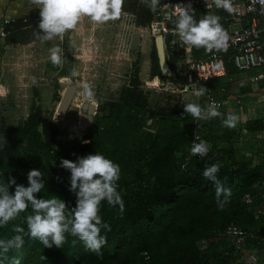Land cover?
I'll return each instance as SVG.
<instances>
[{"label": "trees", "instance_id": "trees-1", "mask_svg": "<svg viewBox=\"0 0 264 264\" xmlns=\"http://www.w3.org/2000/svg\"><path fill=\"white\" fill-rule=\"evenodd\" d=\"M130 8L138 25L150 24L154 13L140 0H131ZM39 13L40 10L18 18L7 13V17L0 16V53L8 45L40 41L33 35L39 30ZM4 19L10 20L4 23ZM178 59L176 52L166 59L170 69L175 68ZM138 62L132 63L134 69L118 97L99 104L92 123L81 131L64 134L57 121L43 118L39 104L32 105L27 116L15 125H6L0 114V183L14 177L17 184L27 187L28 172L39 169L45 184L35 194L37 198L57 197L71 210L77 197L69 190L71 173L60 167V161H77L99 153L120 166L118 191L125 202L123 214L106 201L101 204L102 220L111 226V231L101 230V235L107 237L102 255L86 251L79 240L73 246L71 241L76 238L70 235L62 248H45L26 235L23 248L9 252L7 260L0 258V264H11L13 257H21L20 264H244V251H261L264 213L257 217L254 213L264 208V165L253 164V155L247 159L236 154L240 131L224 127L220 118L196 121L171 95L164 104L151 105L149 91L141 85ZM256 72V68L240 71L229 63L226 76L200 84L220 100L235 98L238 93L264 95V76L255 88L249 79H244ZM58 73L60 77L67 76L63 68ZM149 74L162 81H186L177 73H162L153 42ZM172 100L176 104L172 105ZM199 103L207 105L203 99ZM219 111L225 116L229 113L221 108ZM242 127L250 132L262 131L264 121L250 119ZM200 140L211 145L205 157L193 156L190 151L192 144ZM251 152L262 154L261 149ZM213 164L221 165L218 178L232 189L230 202L223 210L217 206L214 185L202 175ZM14 191L15 185H11L9 192ZM246 193L253 195L250 203L243 201ZM29 214L31 208L0 227V239L15 235L14 226L23 227L27 233ZM229 222L253 236L241 243L225 238L223 232ZM202 241L206 242L204 248L200 247Z\"/></svg>", "mask_w": 264, "mask_h": 264}, {"label": "clouds", "instance_id": "clouds-1", "mask_svg": "<svg viewBox=\"0 0 264 264\" xmlns=\"http://www.w3.org/2000/svg\"><path fill=\"white\" fill-rule=\"evenodd\" d=\"M124 2L125 0H29L30 5L40 9L39 30L34 31L33 35L37 40L49 42L74 31L84 17L97 25L119 20ZM140 3L154 14L160 7V0H140ZM206 3L207 7L212 3L217 9H223L229 14L236 11L233 0H206ZM168 19L189 48H203L207 53L227 48L229 35L218 15H205L197 21L194 9L191 4H187L182 7L178 5ZM50 61L54 67L63 68L65 59L60 47L50 49ZM70 75L76 77L79 73L73 69ZM32 84H37L35 77H32ZM82 87V95L90 99L93 96L91 85L84 83ZM207 91L206 87H201L194 94L203 97ZM219 108L220 105L216 102L203 107L199 103H187L184 105V112L198 121L220 118L224 127L236 128L239 116L231 112L225 116ZM210 149L211 145L207 141L200 140L192 144L190 151L193 156L205 157ZM60 167L71 173L69 190L77 197L76 206L71 210L57 197L37 198L35 194L45 184L44 174L39 169L28 172L27 187L17 184L14 177H10L7 183H0V227L6 226L31 208V214L26 217L27 233L23 227L14 226L12 231L15 235L0 239V258L7 260L9 252H19L25 244L26 235L40 241L45 248H62L70 235L76 238L71 241L73 246L79 240L86 251L102 255L101 250L107 244V237L101 235V230L111 231V226L102 220L101 204L106 201L109 206L118 207L121 214L125 209L117 183L121 175L120 166L104 155L95 153L79 157L77 161L61 159ZM220 168V164H213L206 167L202 175L214 185L217 206L223 210L230 202L232 189L218 178ZM11 185H15L14 193L9 192ZM20 260L21 257H13L11 264H20Z\"/></svg>", "mask_w": 264, "mask_h": 264}, {"label": "rangeland", "instance_id": "rangeland-1", "mask_svg": "<svg viewBox=\"0 0 264 264\" xmlns=\"http://www.w3.org/2000/svg\"><path fill=\"white\" fill-rule=\"evenodd\" d=\"M0 5H3L2 7L4 8V10H0V16L2 14L4 16L7 13L11 18H18L27 13L38 12L40 10L30 5L29 0H0ZM123 17L121 16L116 21H109V26H105V29L100 30V35L96 36L97 38L95 36L88 37L86 39L88 49L81 46L83 36L77 35V28L74 31L67 32L62 38L49 42H32L28 45L4 47L2 53H0V83L4 86L9 85V87L6 86L9 89L8 94H0V114L5 124L9 126L17 124L18 121L27 116L32 105L39 104L43 118L45 120L51 119L57 121L64 134H73L76 131H81L86 128L81 127L79 124L81 103L84 101L92 102L96 112L99 104L102 102L116 99L121 86L128 82L134 69L132 63L136 60L139 61L138 68L141 85H143V88H147L145 90L149 91L151 105H154L156 102L164 104L165 94L162 93V86L159 87L158 83L155 82L150 81L146 83L145 81L150 79V51L154 39V36L149 31V27H139L137 31H133L135 33L132 32L130 52L129 47L127 51L129 54H119L117 56L118 60H121L119 64L114 61L116 54L114 50H117V36L121 31L119 24L125 22ZM1 20L3 19L1 18ZM128 26L130 27L131 24L128 23ZM134 28L135 25L132 24V29ZM0 30H2L1 24ZM68 40L70 41V45H68ZM52 47L61 48V54L65 59L63 69L67 72V76L60 77L58 70L61 68L52 65L50 61V49ZM179 66L180 63L176 64L175 68L168 69L163 73H177L180 76L177 71ZM73 69L79 73L78 76L72 77L70 75ZM241 76H244V74H241ZM32 77L36 78V85L32 84ZM244 79L247 80L248 78ZM84 83L91 85L93 90V96L90 99L82 95ZM69 84H76L77 87L66 113L60 114L57 111V106L62 92ZM235 90L238 91L237 88ZM2 91H5V89L3 88ZM170 94L172 97L179 99L178 102L180 101L179 103L182 106L187 103H199L202 100V97H197L193 92H182L180 95H175V93ZM238 94L235 97L236 102L234 101L235 103H233V99L231 98L227 102L229 104L225 105L226 107H223L222 110H228L229 113H235L239 116V123L235 129L241 131V125H243L244 120H250L255 116L250 107L256 103V100L251 97L248 99L242 98ZM240 99L243 104L246 103L245 105L249 106L247 109H244V105L242 108L239 107L241 106ZM176 102L172 100L170 103L174 105ZM258 102L261 103V100L259 99ZM260 110L264 112L262 103L259 104ZM147 124H149V121H147ZM242 134L240 133L241 137L243 136ZM261 136L263 138L260 137L257 142L253 141L251 135H246V137L239 139L236 154L239 157L246 156L244 158L248 159L252 155L250 150L255 151L260 148L264 152V133H261ZM244 147L247 149L245 148L244 150ZM253 158V163L262 161L264 165V154L258 155V157L253 156ZM205 246L206 242L202 241L200 247L204 248ZM253 250L244 251L243 255L246 258L242 262L244 264H256L257 262L258 264H264V245L261 251L259 249ZM255 253L259 255V259L253 261L250 254L255 255ZM247 254L250 255V259L247 257Z\"/></svg>", "mask_w": 264, "mask_h": 264}, {"label": "built area", "instance_id": "built-area-1", "mask_svg": "<svg viewBox=\"0 0 264 264\" xmlns=\"http://www.w3.org/2000/svg\"><path fill=\"white\" fill-rule=\"evenodd\" d=\"M191 4L194 9L195 19L199 21L205 15L220 16V23L229 35L226 49L213 50L207 53L203 48H189L183 43L174 24L168 19L176 11L177 6ZM233 6L236 11L232 14L217 9L214 4L209 3L207 7L206 0H160L158 11L153 14L149 24L150 32L154 37L160 36L163 42L165 58L172 54H178L180 63L178 69L179 77H183L184 83H174L171 81H162L157 78L145 80L146 83L155 82L163 88L165 99L175 93L180 95L182 92L195 93L202 86L200 82H206L213 78L224 77L227 75V65L231 63L237 70H250L258 68L262 73L251 76V80H258L264 76V0H233ZM134 15L132 16V18ZM175 19V17H173ZM10 19H4L8 23ZM2 35V33H1ZM170 69V68H168ZM167 69V70H168ZM149 80V81H148ZM143 87V85H142ZM202 97L206 104L216 102L220 108L225 105L231 98L225 100L215 99L211 90ZM0 86V94H8V89ZM147 89V88H144ZM236 102V98H232ZM261 103L264 106V95H261ZM253 195L246 193L243 196L245 203H250ZM263 210H257L254 215L257 217ZM223 236L233 239L235 242H242L246 237L253 234L241 228L234 222H229L223 232ZM145 258H149L146 252L143 253ZM193 264V263H190Z\"/></svg>", "mask_w": 264, "mask_h": 264}, {"label": "crops", "instance_id": "crops-1", "mask_svg": "<svg viewBox=\"0 0 264 264\" xmlns=\"http://www.w3.org/2000/svg\"><path fill=\"white\" fill-rule=\"evenodd\" d=\"M130 1L131 0H125V2H124V5H123V8H122V13H121V16L123 17V20L125 21V22H122V23H120L119 25L121 26V31L118 33V36H117V45H116V49L117 50H114V53H116L115 54V56H114V58H115V62L117 63V64H119L120 62H121V60H118V58H117V56L119 55V54H129V52H130V41L132 40V32L133 31H137L138 29H139V27H145V26H140V25H138L137 23H136V19H137V17H136V15H135V13H134V11L130 8ZM3 5H0V10H3V7H2ZM35 9V8H34ZM209 14H211V13H209ZM134 15V17L132 18V16ZM4 16H7V14L6 15H4ZM153 17V16H152ZM131 21V22H129V21ZM128 23L129 24H131V26L129 27L128 26ZM80 25L77 27V35L78 36H83V43H82V45L81 46H84V47H87V49L89 48L88 47V42H86V39H88V37H92V36H99L100 35V30H102V29H105L104 27L105 26H109V24H108V22L107 23H105V24H102V25H97V24H95L94 22H92L89 18H87V17H84L82 20H81V22L79 23ZM132 24H134L135 25V28L134 29H132ZM147 27H149V24L148 25H146ZM149 31H150V28H149ZM133 33H135V32H133ZM96 37V38H97ZM0 41H1V38H0ZM2 42V41H1ZM39 42H42V41H39ZM68 45H70V41L68 40ZM38 43V42H37ZM8 46H12V45H8ZM8 46H6V47H8ZM64 46V45H63ZM66 46V45H65ZM72 46V45H71ZM73 46H74V43H73ZM128 47H129V52L127 53V51H128ZM85 54H86V52H85ZM125 54V55H126ZM79 57H83V56H79ZM168 68H169V66H168ZM167 68V69H168ZM257 69V72L254 74V75H252V77L253 76H255V75H258L259 73H262V70L261 69H258V68H256ZM241 71V70H240ZM251 78V76H249V80H250V82H251V84H252V86L255 88L256 87V85L255 84H257V82L260 80V79H262L263 78V76L260 78V79H258V80H251L250 79ZM0 85H1V83H0ZM3 88H5L6 86H8L9 87V85H1ZM7 88V87H6ZM7 89H9V88H7ZM261 95L262 94H259V95H253V96H251V95H247V96H243V95H241V97L242 98H246V99H248V98H255V102L256 103H254V105L252 106V107H250L252 110H253V114L255 115V116H253V118L252 119H255V118H260V119H263V121H264V112H262L261 110L259 111V104H261L260 102H258L259 101V99L261 100ZM257 97H259V98H257ZM240 104H241V106H239V107H241L242 108V106L244 105V109H247L249 106H247V105H245L246 103H242L241 102V99H240ZM240 108V109H241ZM257 109H258V112H257ZM228 111V110H227ZM248 119V118H247ZM249 120V119H248ZM246 119L244 120V122H243V125L246 123ZM243 125H241V126H243ZM247 131V132H246ZM246 132V133H245ZM240 133L242 134V133H244V134H242L243 136L242 137H246V135H251V137L253 138V141H255V142H257V141H259V139H260V137H262L261 136V133H264V130H259V131H256V132H250V131H248V130H246L244 127H242V129H241V131L239 132V139H241L242 137H241V135H240ZM263 138V137H262ZM245 148L246 147H244V150H245ZM247 149V148H246ZM260 149V148H259ZM249 150V149H248ZM250 151H254V150H250ZM256 151V150H255ZM245 152V151H244ZM262 154H264V152H262ZM262 154H254V153H252V155L253 156H255V157H258V155H262ZM246 155H247V153H246ZM254 159V158H253ZM258 163H262V161H257L256 163H253V164H258ZM261 210H263L264 211V208H262L261 207ZM258 248H255L254 250L256 251ZM253 250V251H254ZM258 253V252H257ZM251 255V259L254 261V260H257V259H259V255H257L256 253H255V255L254 254H250ZM261 255V254H260ZM262 256H263V254H262ZM250 259V258H249ZM256 264H258V262L256 263Z\"/></svg>", "mask_w": 264, "mask_h": 264}, {"label": "water", "instance_id": "water-1", "mask_svg": "<svg viewBox=\"0 0 264 264\" xmlns=\"http://www.w3.org/2000/svg\"><path fill=\"white\" fill-rule=\"evenodd\" d=\"M153 43L155 46V51L156 55L158 58V64L160 66V69L163 72H165L168 68V63L165 58V53H164V48H163V42L162 38L160 36H156L153 39ZM76 84H69L65 87L64 91L61 94L58 106H57V111L60 114L66 113L71 100L73 98V95L76 90ZM95 106L93 105L92 102H82L80 105V115H79V124L81 127H88L93 121V117L95 115Z\"/></svg>", "mask_w": 264, "mask_h": 264}, {"label": "bare ground", "instance_id": "bare-ground-1", "mask_svg": "<svg viewBox=\"0 0 264 264\" xmlns=\"http://www.w3.org/2000/svg\"><path fill=\"white\" fill-rule=\"evenodd\" d=\"M64 80V79H63Z\"/></svg>", "mask_w": 264, "mask_h": 264}]
</instances>
